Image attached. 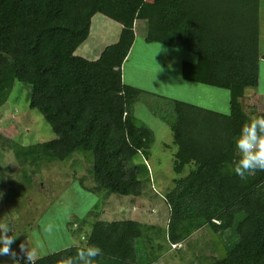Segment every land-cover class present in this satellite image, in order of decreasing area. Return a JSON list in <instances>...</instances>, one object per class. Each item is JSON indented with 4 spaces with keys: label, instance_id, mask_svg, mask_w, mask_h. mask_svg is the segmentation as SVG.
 I'll return each mask as SVG.
<instances>
[{
    "label": "trees",
    "instance_id": "trees-1",
    "mask_svg": "<svg viewBox=\"0 0 264 264\" xmlns=\"http://www.w3.org/2000/svg\"><path fill=\"white\" fill-rule=\"evenodd\" d=\"M257 1L0 0V107L14 84L22 85L28 107L54 135L28 146L0 139V147L31 168L43 160L83 154L90 157L86 172L93 192L141 196L150 181L145 162L153 136L132 117L130 104L137 92L122 84L120 76L134 40L133 23L139 20L145 42L195 55L194 63L181 66L184 80L230 92L227 114L171 102V170L178 177L158 195L167 211L166 242L183 243L206 228L212 253L204 264H264V171L247 180L233 171L239 158L235 138L250 121L235 101L246 89L256 88L258 63L264 62V51H258ZM95 14L118 24L120 31L114 44L88 61L74 51L87 38ZM82 222L69 227L73 245L38 258L36 264H60L88 245L103 249L96 264H150L139 256L141 241L148 240L143 224ZM15 259L26 264L24 253Z\"/></svg>",
    "mask_w": 264,
    "mask_h": 264
},
{
    "label": "rangeland",
    "instance_id": "rangeland-1",
    "mask_svg": "<svg viewBox=\"0 0 264 264\" xmlns=\"http://www.w3.org/2000/svg\"><path fill=\"white\" fill-rule=\"evenodd\" d=\"M138 29L135 36L138 46L123 61L120 74L122 84L137 92L130 104L132 117L153 136L150 156L145 162L150 183L144 184L137 198L93 192L92 180L86 172L91 163L89 155L87 158L74 153L68 160H43L31 168L19 165L9 150L0 147V193H3L0 221L11 220L14 224L13 235L17 238L11 247L16 256L22 253L21 243L34 248L39 258L73 245L76 239L68 231L71 223L83 221L87 225L99 219L143 224L142 233L148 240L141 241L139 256L150 264H204L202 260L210 257L211 235L206 228L194 231L183 243L169 246L164 235L167 211L158 195L171 189V179L178 177L171 170L175 152L169 129L174 119L171 102L227 114L229 91L184 80L181 66L194 63L195 55L162 44L166 51L157 52L159 43L145 42ZM118 31L116 23L96 14L91 19L89 37L77 55L93 57L103 45H111ZM258 75L257 95L255 89H248L235 101L250 120L264 115L263 64ZM27 97L25 87L15 83L6 104L0 107L1 143L11 141L28 146L54 138L41 116L28 107ZM186 172L184 169L181 176ZM48 225L52 226L50 232L45 231ZM156 228L158 231H154ZM16 256H0V264H19Z\"/></svg>",
    "mask_w": 264,
    "mask_h": 264
},
{
    "label": "clouds",
    "instance_id": "clouds-1",
    "mask_svg": "<svg viewBox=\"0 0 264 264\" xmlns=\"http://www.w3.org/2000/svg\"><path fill=\"white\" fill-rule=\"evenodd\" d=\"M166 51L159 44L157 52ZM162 69L159 67V71ZM235 149L239 158L233 162V171L241 180L256 173L264 171V115L257 116L241 125L239 134L235 138ZM3 193H0L2 197ZM14 224L11 220L0 221V256H16L12 244L17 236L13 235ZM52 226L48 225L45 231L50 232ZM11 233V235H9ZM20 250L24 253L26 264H36L39 258L34 248L21 243ZM103 249L97 245H88L77 250L75 256L64 257L60 264H96L97 258L101 257Z\"/></svg>",
    "mask_w": 264,
    "mask_h": 264
},
{
    "label": "crops",
    "instance_id": "crops-1",
    "mask_svg": "<svg viewBox=\"0 0 264 264\" xmlns=\"http://www.w3.org/2000/svg\"><path fill=\"white\" fill-rule=\"evenodd\" d=\"M96 15V14H95ZM94 15V16H95ZM93 17V16H92ZM92 19V18H91ZM100 24H102V23H100ZM118 25V24H117ZM101 26V25H100ZM119 26V25H118ZM90 27H91V20H90V26H89V32H88V36H87V38L75 49V51H74V55L75 56H77V57H81V58H84V59H86V60H89V59H87V58H90V61H93V60H95L98 56H99V54H100V52L106 47V46H108V45H103L99 50H97L96 51V53H94V56L93 57H82L83 55H77V51L80 49V47H82L83 45H85V41L88 39V37H89V33H90ZM139 28L138 30H139V34H140V36H141V38L144 40V36H145V27H144V23H142L141 21H134V23H133V33H134V40H133V42H132V45H131V47H130V49H129V51H128V53H127V55H126V57H125V59H128V57H129V55H130V53H131V51H132V49H133V47L135 46V45H137V42H136V40H135V36H136V32H137V30H136V28ZM112 31H113V29H112ZM119 31H120V26H119ZM119 31H118V34H119ZM117 38H118V36H117ZM117 38L114 40V41H112V43L111 44H114L116 41H117ZM101 40V39H100ZM257 42H258V51H259V54H261L263 51H264V0H258L257 1ZM138 46V45H137ZM85 53H88L89 54V52L88 51H84ZM82 54H83V52H82ZM124 59V60H125ZM261 64H263L264 65V62L263 61H259V63H258V74H259V71H260V69H261ZM120 76H121V74H120ZM258 80H259V75H258ZM257 83H259V81H257ZM258 85V84H257ZM256 89H257V86H256ZM256 89L253 91L254 92V94L256 93ZM245 91H248V89L247 90H245ZM253 92H252V95H253ZM255 95H257V94H255ZM229 97H230V92H229ZM263 97V96H262ZM103 221V220H102ZM115 221H117V220H115ZM109 222V221H108Z\"/></svg>",
    "mask_w": 264,
    "mask_h": 264
},
{
    "label": "water",
    "instance_id": "water-1",
    "mask_svg": "<svg viewBox=\"0 0 264 264\" xmlns=\"http://www.w3.org/2000/svg\"><path fill=\"white\" fill-rule=\"evenodd\" d=\"M12 258H13V256H12Z\"/></svg>",
    "mask_w": 264,
    "mask_h": 264
}]
</instances>
